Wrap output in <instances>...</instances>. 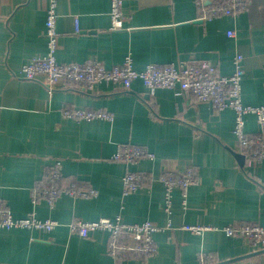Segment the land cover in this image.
Here are the masks:
<instances>
[{
    "label": "crops",
    "instance_id": "obj_1",
    "mask_svg": "<svg viewBox=\"0 0 264 264\" xmlns=\"http://www.w3.org/2000/svg\"><path fill=\"white\" fill-rule=\"evenodd\" d=\"M246 1L247 10L236 17L202 21L197 0H123L124 27L112 30L111 0H57V61L98 60L109 69L131 56L138 71L187 62L227 76L242 55L243 103L264 106V0ZM47 5L48 0H0V204L14 218L33 215L59 226L51 232L0 230V264H198L200 254L213 263L264 264V251L223 232L233 224L264 227V160L251 169L239 164L234 112L216 113L190 94L166 89L150 96L141 81L130 90L101 83L50 91L42 81L21 78L24 63L47 53ZM64 110L106 112L114 120L76 122ZM245 121L249 135L262 130L254 116ZM128 144L148 150L154 160L113 161L118 147ZM56 160L64 185L92 188L97 196L63 195L53 206L33 204L32 189L45 185ZM189 167L198 184L186 198L182 189L173 191L169 214L159 182L145 181L143 189L125 194L128 172L159 178ZM117 216L127 224L149 221L167 228L154 235L157 254L115 258L108 252L109 233L82 238L70 232L74 221ZM184 226L214 230L197 235Z\"/></svg>",
    "mask_w": 264,
    "mask_h": 264
},
{
    "label": "built area",
    "instance_id": "obj_2",
    "mask_svg": "<svg viewBox=\"0 0 264 264\" xmlns=\"http://www.w3.org/2000/svg\"><path fill=\"white\" fill-rule=\"evenodd\" d=\"M211 2L205 7V2ZM202 11L200 20L211 21L214 18L229 16L236 17L247 10L246 0H197ZM123 0H111L110 18L112 30L124 27ZM57 0H48L46 9L45 37L47 53L45 56L28 60L21 67V78L42 81L50 89L92 87L107 83L118 86L123 90H130L133 83L141 81L151 96L159 89L171 90L183 94H190L199 103L210 104L216 113L231 110L235 114L233 133L238 140L240 154L245 156L244 168L251 169L264 160V106H249L243 103L242 80L245 75L243 56L234 58V71L230 75H221L215 68L202 65L196 66L187 62L177 64H148L143 70L135 69L133 59L128 56L122 64L106 68L100 61L92 60L85 63L71 62L61 64L57 61L58 40L57 32ZM78 19L76 32H79ZM234 37L233 32H228ZM145 100H147L145 98ZM63 115L76 122L92 121L95 119L112 122L114 117L106 112L86 110H64ZM252 115L262 129L255 135L245 131V117ZM155 156L148 150L136 145L119 146L112 160L126 165H132L141 160H154ZM145 181L159 182L165 189L164 210L170 213L172 209L173 191L180 188L187 191L198 184V175L193 168H186L179 175L163 174L159 178L145 177L139 172H128L123 177L125 194L135 193L144 188ZM73 198H93L97 191L92 188H81L75 183L68 186L63 184L61 162L56 160L51 166L45 179V185H36L32 189V202L37 204L46 201L51 206L61 196ZM184 200V204H185ZM170 223L168 227H170ZM59 226L56 220H39L35 216L14 218L7 206L0 204V230L36 229L51 232ZM167 228H162L152 222L127 224L120 216L113 219L102 218L95 222L74 221L70 224V232L82 238H88L91 233L104 231L109 233V255L117 258L127 252L140 253L145 256L157 254L158 247L154 235ZM184 230L193 234H202L214 230L206 226H184ZM226 236L245 240L249 245L264 251V227L258 224H233L223 228ZM198 264H235L232 262L213 263L210 256L200 254ZM245 264H262L252 260Z\"/></svg>",
    "mask_w": 264,
    "mask_h": 264
},
{
    "label": "water",
    "instance_id": "obj_3",
    "mask_svg": "<svg viewBox=\"0 0 264 264\" xmlns=\"http://www.w3.org/2000/svg\"><path fill=\"white\" fill-rule=\"evenodd\" d=\"M148 99V98H147ZM234 155H235V157L237 158V160H238V162H239V164L241 165V166H243L244 165V163H245V156L244 155H242V154H239V153H234ZM263 253V252H262ZM232 262V261H231Z\"/></svg>",
    "mask_w": 264,
    "mask_h": 264
}]
</instances>
